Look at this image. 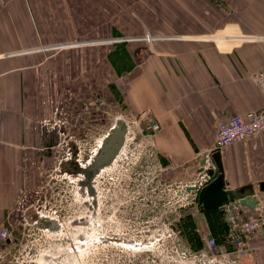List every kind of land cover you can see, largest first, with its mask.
I'll use <instances>...</instances> for the list:
<instances>
[{
	"label": "crops",
	"instance_id": "0c3cea01",
	"mask_svg": "<svg viewBox=\"0 0 264 264\" xmlns=\"http://www.w3.org/2000/svg\"><path fill=\"white\" fill-rule=\"evenodd\" d=\"M82 59L97 89L118 93L131 115L153 117L158 157L189 182L220 122L264 110L255 80L264 67V0H0V228L54 145L45 123L60 92L94 89L95 79L79 74ZM211 157L227 189L253 185L260 199L230 220L217 210L213 223L194 203L198 230L214 231L221 256L233 261L230 233L264 213V134ZM243 239L251 251L242 264H264V218Z\"/></svg>",
	"mask_w": 264,
	"mask_h": 264
},
{
	"label": "rangeland",
	"instance_id": "374dc122",
	"mask_svg": "<svg viewBox=\"0 0 264 264\" xmlns=\"http://www.w3.org/2000/svg\"><path fill=\"white\" fill-rule=\"evenodd\" d=\"M80 68L79 74L95 80L91 91L79 89L78 99L93 98L99 108L104 99L110 112L109 126L95 129L94 141L81 140L82 162L95 159L110 128L119 126L122 117L128 129L126 140L113 163L97 172L93 192L85 174L67 166L64 173L57 172L54 157L43 158L39 177L19 193L6 224L12 239L0 241V264H234L209 251L207 238L219 240L212 231L215 226L210 234L198 230L194 212L199 207L187 199L184 206L178 203V191L190 177L173 175V168L158 157L146 117L131 115L118 93L97 89L99 77L86 71L91 66L83 59ZM86 113L79 116L82 124L101 117L85 118ZM52 122H57L55 115ZM55 139L54 135L50 144ZM209 217L213 223L215 216Z\"/></svg>",
	"mask_w": 264,
	"mask_h": 264
},
{
	"label": "built area",
	"instance_id": "2783aa9c",
	"mask_svg": "<svg viewBox=\"0 0 264 264\" xmlns=\"http://www.w3.org/2000/svg\"><path fill=\"white\" fill-rule=\"evenodd\" d=\"M144 38L151 42L154 39V36L151 34H146ZM79 44V43H77ZM255 80L258 87L264 92V67L259 69L255 75ZM148 128L152 131L159 130L160 126L153 121V117H146ZM264 134V110L255 111L248 113L247 115H237L230 120L220 122L218 124L216 135H215V143L211 150H209L207 155V164L204 166V170L200 173L198 172L197 177L195 179L186 182L184 186L187 185H198L200 188L207 185L213 178L207 173L208 169L213 165V160L211 159V155L214 152L222 151L231 144L239 141L250 139L256 135ZM100 149V148H99ZM99 151V150H98ZM97 151V152H98ZM97 154V153H96ZM95 157V156H94ZM54 169L57 168L59 170L61 161L58 157H54ZM183 186V187H184ZM183 189V188H182ZM181 189V190H182ZM186 197L178 196V203L180 206H184V200ZM197 194H192L190 200L193 203H198ZM263 215H251L246 221H244L238 231H232L230 233V238L234 241L235 249L233 254L235 255V259H233L234 264H242L247 257L250 256L251 249L246 245L243 236L251 234L257 231L263 223ZM12 239V231L10 230V226H2L0 228V241L9 242ZM207 247L210 252L219 254L222 252L220 244L213 237H209L206 240ZM1 253V251H0ZM205 254V253H203ZM221 256V255H220Z\"/></svg>",
	"mask_w": 264,
	"mask_h": 264
},
{
	"label": "flooded vegetation",
	"instance_id": "af4514ba",
	"mask_svg": "<svg viewBox=\"0 0 264 264\" xmlns=\"http://www.w3.org/2000/svg\"><path fill=\"white\" fill-rule=\"evenodd\" d=\"M79 91V89L74 90L73 88H69L64 91L62 90L60 92L62 95L56 99L53 108V113L57 119V122L55 125L50 124L53 122L51 119H49V121H46L45 123L47 128L53 129L56 132L54 144L55 148H53V145L51 147H47L46 149L50 153L48 157H58V159L61 161L59 170L55 168V171L60 173H64L63 170L66 168V166L69 167L68 169H75L76 173H78L79 167H88L94 159L91 158L87 163L88 165L82 162L85 156H81L80 142L83 139L88 143L89 137L90 141H94L96 132L95 129L105 130V128L109 126L110 123V112L107 102H105L103 99L101 108H99L100 106L95 103L93 98L87 102H81V100L78 99ZM91 97H94V93H91ZM85 111L87 112V116L85 118H89V115L92 117V119H95L96 116L100 117V115L101 117L96 118L94 122L89 121L88 119L86 120V124H82L79 121V116ZM122 120L125 121L124 117H122ZM101 121H103V123ZM113 128L110 129L112 130ZM84 129H86V132H84ZM110 133L111 132H109L103 139L104 141L100 147L103 146ZM96 174L97 172L90 170L88 175L85 176L86 185L90 190H93Z\"/></svg>",
	"mask_w": 264,
	"mask_h": 264
},
{
	"label": "water",
	"instance_id": "95a60500",
	"mask_svg": "<svg viewBox=\"0 0 264 264\" xmlns=\"http://www.w3.org/2000/svg\"><path fill=\"white\" fill-rule=\"evenodd\" d=\"M125 121H121L119 126L111 130L110 135L100 147L95 159L86 168L79 167L78 172L88 175L90 170L98 172L100 169L110 166L116 158V155L122 148L127 134ZM212 160H214L212 158ZM207 164V155L200 162L199 173L204 170ZM219 171L217 176L216 172ZM207 173L212 181L200 188L198 185H187L178 191V196L190 199L192 194H197V201L201 210H219L221 213H227V220L231 219L234 209L240 206L248 207L250 210H256L260 207V199L255 195L253 185L242 187L241 189H227L224 175L221 172L218 163L214 160ZM260 190L264 193V182L259 185ZM93 192V190H90ZM264 201V195H263ZM264 216V213H263Z\"/></svg>",
	"mask_w": 264,
	"mask_h": 264
},
{
	"label": "trees",
	"instance_id": "16d2710c",
	"mask_svg": "<svg viewBox=\"0 0 264 264\" xmlns=\"http://www.w3.org/2000/svg\"><path fill=\"white\" fill-rule=\"evenodd\" d=\"M203 211V210H202ZM217 210H204L203 212H205L206 214H208L209 216H215V218H217V217H219L218 216V214H217V212H216ZM189 216V220H193L194 219V217H193V215H188ZM221 216H222V213H221ZM188 226H190V225H188ZM191 227L193 228V231L194 232H196L195 230H197V227H195V222H193V221H191ZM190 231H191V229H190ZM190 231H188V233L190 232ZM198 233L196 232V236H197V242L200 244L201 243V241H200V237L197 235Z\"/></svg>",
	"mask_w": 264,
	"mask_h": 264
},
{
	"label": "bare ground",
	"instance_id": "6f19581e",
	"mask_svg": "<svg viewBox=\"0 0 264 264\" xmlns=\"http://www.w3.org/2000/svg\"><path fill=\"white\" fill-rule=\"evenodd\" d=\"M109 167V166H108ZM107 168V167H106ZM185 187V186H184Z\"/></svg>",
	"mask_w": 264,
	"mask_h": 264
}]
</instances>
